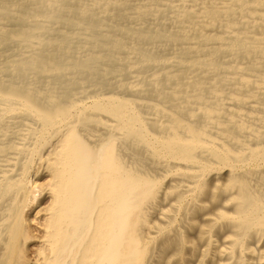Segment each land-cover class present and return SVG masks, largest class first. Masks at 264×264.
<instances>
[{"label": "bare ground", "instance_id": "obj_1", "mask_svg": "<svg viewBox=\"0 0 264 264\" xmlns=\"http://www.w3.org/2000/svg\"><path fill=\"white\" fill-rule=\"evenodd\" d=\"M0 264H264V0H0Z\"/></svg>", "mask_w": 264, "mask_h": 264}]
</instances>
